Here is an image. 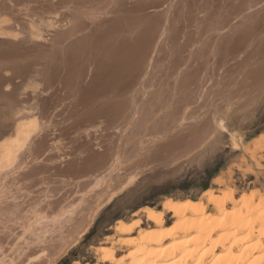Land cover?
Segmentation results:
<instances>
[{"label":"rangeland","instance_id":"obj_1","mask_svg":"<svg viewBox=\"0 0 264 264\" xmlns=\"http://www.w3.org/2000/svg\"><path fill=\"white\" fill-rule=\"evenodd\" d=\"M119 3L123 14L141 9L142 17L156 20L159 38L137 89L136 72L121 76L117 100L133 96L126 102L131 109L117 119V100L106 101L113 95L105 83L106 67L97 73L88 67L70 93L68 71L79 63L71 57L47 86L33 62L0 74V264H98L101 247L125 257L138 228L119 234L118 222L140 220L141 228H153L144 209L162 211L167 200L206 205L201 186L217 167L208 184L219 200L228 194L235 201L264 200V0ZM68 13L34 21L25 31L19 25L3 30L5 20L14 19L2 14L0 60L24 43L31 51L39 36L49 40L67 23ZM243 24L252 27V35L239 34ZM23 35L31 42H10ZM250 53L254 64L240 79L242 59ZM13 71L18 80L6 79ZM186 84L201 95L189 108L190 97L180 100ZM12 90L19 99L33 97V102L37 96L42 107L29 147L17 148L15 127L3 121L8 109L2 94ZM218 100L224 101L221 111L214 109ZM198 108L205 112L193 113ZM212 110L209 128L200 115ZM211 131L208 144L199 145ZM79 202L77 219L54 228L61 219H55L57 212ZM227 209H233L232 203ZM206 215L220 217L212 206ZM164 219L165 226L174 223L170 214ZM263 254L264 248L256 255Z\"/></svg>","mask_w":264,"mask_h":264},{"label":"bare ground","instance_id":"obj_2","mask_svg":"<svg viewBox=\"0 0 264 264\" xmlns=\"http://www.w3.org/2000/svg\"><path fill=\"white\" fill-rule=\"evenodd\" d=\"M120 1H0V7L2 6L0 16L2 14L9 15L14 19H2L6 22L3 30L13 29L12 27L18 28L19 25V28L25 31L30 27V24L33 25L35 22L56 15L60 11L69 10L67 14L69 20L61 29L55 30V34L50 36L49 40L44 36H39L38 40L35 41L34 39L31 42L32 39H29L28 35H23V38L17 37L18 40H10L15 45L31 42L33 43L32 48L28 52L24 43L23 48H14L9 51V58L0 60V74L8 69L16 71H18L17 68L21 67L26 69L28 64L33 62L35 67H40L38 69L40 80L47 86L50 79L60 71L61 67L68 66V57H71L79 63H73L68 71L69 76L66 85V88L69 89L68 93L82 82L81 79L88 67H94L93 71L96 73L102 70L101 68H107L104 71L107 73L105 83L109 85L113 95L106 98V101L117 100L118 92L123 90V87L118 86V83L124 74L130 75V72L138 74L135 83L137 86L134 87V90L137 89L139 82L147 76L148 61L151 58V52L154 50L152 45L159 38L157 35L158 23L149 16L142 17L141 9L136 8L137 10H133V13L126 11L123 14L120 9L124 6L120 5ZM141 3L143 2H138L136 5ZM138 13L140 14L138 15ZM29 17L34 19L28 20ZM107 17V21L100 22ZM21 18L23 19L19 20ZM10 21L12 23H9ZM239 34L243 36L252 35L253 29L250 25L243 24ZM263 41L264 39L261 42ZM44 42H48V44ZM228 42H232V39H229ZM69 60L72 61V59ZM241 63H243L241 64L243 71L239 73V78L244 79L254 64L252 53L243 57ZM16 71L4 77L11 81L18 80ZM191 89L186 84L181 87L180 92V100L183 103L187 97H190L188 108L193 107V103L201 98L197 91ZM2 96L3 106L8 109V113L5 114L7 117L3 121H7L9 126L16 129L18 142L14 144L17 145V148L31 146L36 117L42 108L40 102L37 101V96L34 97L33 102V97L19 99L13 90L11 92L5 91ZM132 96L130 95L127 101ZM127 101L126 99L115 101L113 112L116 119L131 109L126 104ZM223 104V100H218L214 109L221 111ZM201 111L205 112L198 108L193 113ZM213 113L214 110L200 115L202 119H206L209 128L212 127L210 123H212ZM1 124L3 125V122ZM213 133L215 131H211L206 139L200 141L199 145L208 144L207 141ZM11 153H14L13 149L9 152V154ZM99 182L102 183L103 181L99 180ZM221 182L216 180L215 183L221 185ZM232 195L228 194V196H224L223 200L221 198L219 200L214 192L208 190L204 192V198L207 199L206 205L190 199L184 201L167 200L162 206V211L158 212L152 208L144 209L147 221L154 224L153 228L150 226L146 229L141 228L140 220L130 224L123 221L118 222L117 233L129 235L138 228L137 237L129 243L126 242L130 251L125 257H117V253L113 249L99 248L97 253L101 260L98 264H264V254L256 255L264 248V200L258 196L260 198L257 204L254 202L255 198L235 201ZM229 203H232L233 206L231 211L227 209ZM81 204L82 202L71 203L63 211H58L60 216L55 217V219H61L58 220L60 223L58 221L55 223L54 228L61 230L64 224H69L77 219L76 215L82 210H78ZM209 206L217 210L220 214L219 218L213 219L206 215ZM166 213L170 214L174 220L171 226H165L164 216ZM254 215L257 216L256 221L249 222L248 218L254 217ZM66 217L68 219L65 220Z\"/></svg>","mask_w":264,"mask_h":264},{"label":"trees","instance_id":"obj_3","mask_svg":"<svg viewBox=\"0 0 264 264\" xmlns=\"http://www.w3.org/2000/svg\"><path fill=\"white\" fill-rule=\"evenodd\" d=\"M219 168L220 167H217L216 169H215V171H214V173H208V175H209V177L207 178V180L205 181V183L201 186V189H202V191L203 192H205V191H207L208 189H209V181H211L213 178H214V176H216V174L219 172Z\"/></svg>","mask_w":264,"mask_h":264},{"label":"crops","instance_id":"obj_4","mask_svg":"<svg viewBox=\"0 0 264 264\" xmlns=\"http://www.w3.org/2000/svg\"><path fill=\"white\" fill-rule=\"evenodd\" d=\"M208 190H209V189H208ZM208 190H207V191H208Z\"/></svg>","mask_w":264,"mask_h":264}]
</instances>
